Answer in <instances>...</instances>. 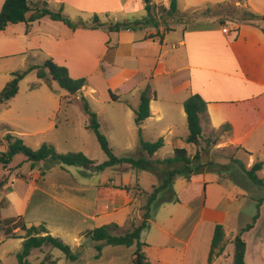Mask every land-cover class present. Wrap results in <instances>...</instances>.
Here are the masks:
<instances>
[{
    "label": "crops",
    "instance_id": "0c3cea01",
    "mask_svg": "<svg viewBox=\"0 0 264 264\" xmlns=\"http://www.w3.org/2000/svg\"><path fill=\"white\" fill-rule=\"evenodd\" d=\"M63 1L58 0V9H62ZM70 1L78 4L87 0ZM89 1L91 3V0ZM93 1L99 3L106 0ZM176 1L178 7V0ZM197 1L208 5L229 2L234 5V9H249L254 13L264 14V0ZM50 3L51 0L48 1V6H50ZM123 3L126 12L135 14L143 11L144 13L141 16L146 14L142 0H123ZM150 3L168 8L170 0H150ZM193 8H196L195 5ZM86 9L90 8L87 7ZM106 15L109 18V14ZM59 22L45 16L30 23L28 28H26L25 23H18L8 25L1 32H7L11 27L20 26L13 32V34L18 33L17 36L15 35V38H18L11 37L12 40L10 41L16 43L18 39L25 40L29 46L25 50H19L23 53L27 50H42L44 48L43 44L47 43H71L69 49L73 50L75 47L73 45L76 42L85 41L90 43V46L85 47V49L87 50V61L92 69L100 66L104 59L109 65H115L114 62L117 58H128L138 62V68L118 65L121 73L126 76H124L125 80L118 86L115 85V87L123 95L133 94V96H137L138 99L135 105L127 108L128 116L134 118V111L138 108L140 94L146 86H149L150 115L137 127L141 131L147 127H153L156 137L163 139V146L166 137L170 136L172 141H175L183 135V139L186 141L189 132L184 131L183 134L175 132L176 121L173 119L166 120L168 117L167 106L158 101L161 89L150 86V82L159 76L168 78L169 82L163 88L169 89L170 106L175 109L171 111L176 113L179 121L186 122L183 107L184 100L191 94L200 95L206 102L205 110L201 115L202 135L209 131L222 129L224 135L220 136V141L214 143V147L217 145L234 146V156L236 154L243 156L247 166L253 165L256 161H261L262 169L258 172V176L264 179V23H262L264 21L255 23L241 21L233 23V27V24L227 26L217 18L212 17L210 22L202 20L192 25H182L179 26L180 34L178 37L170 40L169 49H164V46L166 44V34L171 31L176 32L172 24L169 25L170 29L165 31L160 24L158 29L146 27L138 30H120L108 34L101 29L78 28L72 30L69 27L67 29L65 27L67 25L64 23V25H61ZM43 25L48 27L47 30L42 28ZM224 27L228 29V32H223ZM157 33L160 34L157 36ZM77 37L79 38L78 41L75 40ZM3 46L4 44L0 43V48ZM159 63H163L164 66H162L160 72L154 73ZM152 65H154V68L151 67ZM85 86L86 84L74 97L76 100L84 96L83 89ZM153 93L155 97H153ZM67 96L63 102L71 103L74 98H67ZM115 96L118 100V96ZM63 102H61V105ZM75 120L76 117L65 115L63 122L69 124ZM87 123L84 127H87ZM227 125L229 129H225ZM54 128H57V124L55 121L50 120L49 129ZM190 144L188 143V145ZM185 149L189 153L190 150ZM31 168H33V165H31ZM4 169L7 172L10 170L8 166H4ZM60 171H64L66 175L56 173ZM78 171L82 176L94 174V170L86 171L85 168H78ZM52 174H56L55 180L47 181L50 178L48 176H54ZM67 174V171L62 168L51 169L43 176L40 170L39 173L31 171L26 175L16 171L12 177L8 173L2 176L7 181L2 195L6 204L10 203L15 206L20 202L19 196L28 200L34 190H40L44 196H50V188L55 190L58 196L60 195L65 199L63 204L66 211L59 215L57 222L53 221L51 223L62 226L61 228H64L62 229L64 231L72 230L75 225L68 226L77 218L87 216L95 219V215H98L95 211L100 205L108 213H110V209H115L112 189L102 187L94 181H79V179ZM28 176L31 184L27 181ZM179 180L185 182L186 186L183 185L181 188L187 191H189L188 189L193 181L200 183L201 189L198 192L200 195L193 190L191 193L194 194H186L185 199L176 194L179 202L175 203H183L189 206L188 211L184 215L178 216V218L170 213L166 217H162L157 223L150 218L148 226L149 228L153 225L156 227V235L151 236V234H148L146 238H143L145 229L140 235V241L144 243L142 251L146 256L147 264H232L234 252L232 240L246 224L244 226H234L233 231H228L226 216L233 212V209L227 201L226 188L221 183V176L210 170L193 174L188 179L184 176H176L172 189ZM234 188L235 192H242L240 188ZM90 190L94 192L88 195ZM174 192L176 193L175 190ZM84 193L86 196L83 197ZM142 205L139 206V221ZM263 208L264 202L260 206V215L253 227L243 233V239L246 243L244 255L246 264H264V222L261 223ZM24 211L25 204L22 207L18 205L17 213L19 217H22ZM235 216L238 217V213ZM167 217L168 222H172V224L166 221ZM0 218L3 219L1 214ZM6 218L12 219L13 216ZM38 219L43 221L42 223L45 224L46 229L51 234L50 224L45 220V217L40 216ZM132 223L137 224L134 221ZM216 223H221L224 228V250L211 263H208L210 242ZM26 225L29 226V224ZM80 229L78 231L81 232L91 230ZM14 232L22 234L18 228ZM0 236L9 238L2 230H0ZM69 246L73 250L72 246ZM151 246L160 250L153 258H149L143 250L144 247ZM9 252L8 248L0 250V264L2 257ZM112 263L116 264L117 259L113 258Z\"/></svg>",
    "mask_w": 264,
    "mask_h": 264
},
{
    "label": "rangeland",
    "instance_id": "374dc122",
    "mask_svg": "<svg viewBox=\"0 0 264 264\" xmlns=\"http://www.w3.org/2000/svg\"><path fill=\"white\" fill-rule=\"evenodd\" d=\"M37 1L41 2V0ZM1 2L2 0H0V9L2 6ZM57 4L58 0H51L49 8L52 10L58 9ZM194 5L196 8H193ZM206 5L208 4L197 0H178L177 11L180 15L177 16H181L183 12H190L192 15L184 21L174 22L172 17L167 16V13L162 14L159 20L160 24L163 27H169L172 24L176 29V32L171 31L166 34L164 49H169L170 40L178 37L180 34L179 26L192 25L202 20L210 22L212 17L217 18L227 26L241 22L242 10L229 8L214 10L204 15H193L192 12L194 10L205 9ZM61 7L64 11L63 13L70 18L80 16L87 21L91 20L93 15H97L102 21H105L108 19L106 14H109L111 20L122 21L124 18L132 19L134 18L133 16L140 18L144 13L143 11L135 14L126 12L123 0H106L99 3L93 0L90 3L87 0L78 4L70 0H64ZM87 7L90 9H86ZM243 10H247L249 13L254 12L249 9ZM59 23L64 25L63 22ZM232 26L234 27V24ZM14 27H11L7 32L0 31V43L4 44L0 48V90L11 79L13 72L26 70L30 65H43L46 59L52 58L58 65L65 66L71 77H85L86 86L83 89V95L88 101L90 110L96 115L99 130L108 140L114 154L117 157L139 158L146 156L141 149L140 138L146 141H155L158 137L155 135L154 128L147 127L139 132L133 116L129 117L127 114V108L135 105L138 99L137 96H133V94L123 95L115 87V85L118 86L124 81V76H126L121 73L118 65L135 66L138 68V62L128 58H117L114 62L115 65H109L106 59H104L100 63V66L92 69L90 63L87 61V50L85 49V47L90 46V43H86L85 41L76 42L73 45L75 46L74 50L69 49L71 43L54 42L43 44L44 48L42 50H27L23 53L19 50H25L29 46L25 40L18 39L16 43L10 41L12 40L11 37L15 38V35L18 34H13V32L20 26ZM65 27L69 29L68 26ZM42 28L47 30L48 27L43 25ZM75 40L78 41L79 38L77 37ZM162 66L164 64L159 63L154 73L160 72ZM151 67L154 68V65ZM168 82V78L159 76L150 82V86L161 89L158 101L167 106L168 117L166 120L173 119L176 121L175 132L183 134L185 131L188 133L187 123L182 120L179 121L176 113L173 112L175 110L174 107L170 106L169 89L163 88ZM33 85H36V87H33ZM162 89L164 90L163 92ZM109 91L117 95L118 100L112 101ZM67 95V91L60 88L56 81L50 78L47 81L37 78L35 70L28 72L18 82L16 95L7 102L0 104V150L4 148L2 137L9 133L22 139L33 150L37 149L42 143H49L60 153L82 152L87 158L96 161V163L103 162L106 156L100 149L95 135L87 127H84L88 122V115L83 110L80 99L76 100L74 98L71 103H64L63 101ZM61 102H63L62 105ZM65 115L76 117V120L65 124L63 122ZM50 120L56 122L57 128L49 129ZM85 120L87 121L85 122ZM223 132L222 129H219L204 133L198 143L194 145H188L183 139V135L175 141H172L170 136L166 137L163 147L150 158L146 156L156 166L155 171L130 169L127 165H124L122 167H107L103 170H95L93 175L82 176L78 168L82 169L83 167L64 166L62 169L67 171V175H71L79 179V181H94L102 187H108L113 190L112 199L115 209H110V213H108L100 205L95 211L98 214L95 215V219L87 216L77 218V220L75 219L68 226L72 227L75 225L72 230L64 231L62 230L64 228H61L62 226L57 223L54 225L51 223L53 221L57 222L59 215L66 211L63 204L65 199L60 195L58 196L56 191L51 188L49 189L50 196H44L40 190L32 191L28 200L19 196L20 202L17 205L15 204V206L10 203L6 204L4 196L1 195L4 201V206L0 210L1 217L4 219L13 216L15 221L19 219L23 220L26 224L37 225L43 222L38 219L40 216H43L50 224L49 229L51 230V234L59 237L66 244L71 245L72 251L76 254L75 260H68L59 249L44 245L41 249H33L31 251L27 257L29 264L38 263L45 255L49 257L47 264H113V258L117 259L116 264H132L130 257L134 252V246L102 245V250L98 252L95 249V245L99 242L92 240L84 234L85 232L78 230H81L80 228L93 229L105 224H118L119 229L112 231V233H125L133 221L135 223L139 221V206L144 204L147 199L144 192L151 190L153 185L160 183L163 177V171L166 167L165 164L158 163V161L171 156L174 147H185L190 150L188 156L193 157V166L200 164L202 171H214L217 175L221 176V183L226 188L227 201H229L228 203L233 209V212L226 216L228 231H233L234 226H244L252 221V217L256 212V200L254 199L264 195V186L254 185L246 177L240 168V164L244 165L246 169H249L251 166L246 165L245 158L240 154L234 156V146L217 145L214 147V143L221 140L220 136L224 135ZM31 165H33V168H31ZM7 166L10 168L9 172L4 169L3 165H0V177L8 173L12 177L16 171L24 175L31 171L39 173V170L44 167V162H35L33 164L23 154H16ZM85 169L86 171L93 170L94 167L92 169L89 167ZM47 172L48 170H46L45 174ZM56 173H64L66 175L64 171ZM52 175L54 176H48L50 178L47 181L55 180L56 174ZM27 181L31 184L29 176L27 177ZM181 181H177L173 189L182 198L185 199L186 194L193 191L195 193L200 192V183L193 181L188 189L189 191H187L181 188L183 185L186 186L185 182ZM122 186H126L128 190L122 189ZM138 187L140 188L139 190ZM234 187L240 188L242 192H235ZM93 192L90 190L88 195ZM198 194L200 195V193ZM84 196H86L85 193ZM161 196L162 194H159L158 199L151 204L150 218L154 220L153 222H159L162 217H166L169 213L178 218V216H182L188 211L189 206L183 203H160ZM24 204V214L22 217H19L17 213L18 205L22 207ZM236 213H238V217L235 216ZM168 220L167 217L166 221L168 222ZM263 222L264 208L262 209L261 218V223ZM168 223L172 224V222ZM0 230H2L1 226ZM156 232L157 230L154 225L150 228L148 226L143 233V238H146L148 234L155 236ZM5 235L9 237L7 234ZM20 247V238L1 237L0 250L3 248L10 250L7 255L2 257L1 264H18L16 253ZM143 250L149 258H153L160 251L154 246L144 247ZM50 259L55 260L56 263L50 262Z\"/></svg>",
    "mask_w": 264,
    "mask_h": 264
},
{
    "label": "trees",
    "instance_id": "16d2710c",
    "mask_svg": "<svg viewBox=\"0 0 264 264\" xmlns=\"http://www.w3.org/2000/svg\"><path fill=\"white\" fill-rule=\"evenodd\" d=\"M144 3V10L146 14L142 17L124 19L122 21H114L107 19L102 21L97 15H93L91 20L87 21L80 16L70 18L62 13V9L52 10L45 0H4L0 9V31L4 30L8 25L25 23L26 28L30 23L39 20L42 17H49L51 20L63 22L70 29H101L108 34L119 32L120 30H138L146 27L159 28L160 18L163 13L173 18L174 22L184 21L191 15L190 12H183L181 16L177 11V1L170 0L169 7L165 8L162 5L150 3V0H142ZM205 9H197L192 13L193 15H204L211 13L214 10L230 8L234 9V5L229 2H222L214 5H206ZM238 10V9H234ZM160 11V12H159ZM241 21L255 23L257 21H264V14L249 13L247 10H242ZM107 16V15H106ZM192 16V15H191ZM169 27H164L169 30ZM264 32V28H263ZM160 34V33H159ZM157 33V36L159 35ZM35 70L36 76L43 81L48 78L57 82L60 88L67 91V98L75 97L82 87L86 84L85 77L73 78L69 75L68 69L65 66L58 65L52 58L45 60L43 65H30L26 70L16 71L12 73L11 79L0 90V104L7 102L13 98L18 91V82L30 71ZM36 87V85H33ZM149 86L141 92L139 97L138 108L134 111V121L139 127L150 115L148 96ZM109 96L112 100H116V96L109 91ZM153 97L155 94L153 93ZM71 101V100H70ZM82 108L88 115L87 129L95 135L100 149L106 156V159L101 163L87 158L82 152H65L60 153L49 143H42L37 149L33 150L28 147L22 139L6 134L2 137L4 148L0 150V165L7 166L16 154H23L28 161L33 164L36 162H44V167L40 169L43 176L46 170L50 171L55 167L64 168V166H77L87 168L94 167L95 170H103L107 167H122L127 165L131 169L150 170L155 171L156 166L147 158L154 155L162 146L163 139L160 137L155 141H146L140 138V146L146 156L139 158L133 157H117L112 147L109 145L106 137L99 130V123L96 115L90 110L88 101L84 96L80 97ZM184 112L186 114V122L188 127V136L186 142L197 144L202 136L201 115L203 114L206 102L198 94H191L183 102ZM225 129H229L227 125ZM139 128V132H140ZM238 150V149H237ZM197 158V157H196ZM193 157L188 156V151L183 147L173 149V155L159 160L158 163L165 164L166 169L163 171V177L160 183L153 185L151 190L145 191L147 199L140 207L141 219L137 224L132 223L130 228L123 234H114L112 231H117L119 226L117 224H105L95 227L91 230L85 231V235L92 240L98 241L95 249L100 252L102 245L112 246H134V252L131 256L133 264H147L146 256L142 251L144 243L140 241L141 232L148 227L151 217V204L158 199V195L162 194L160 203L165 202H179L176 193L172 189V184L176 176H184L188 179L191 175L201 173V165H192ZM240 168L245 173L246 177L257 186H264V179L258 176V172L262 169V162L256 161L249 169L242 164ZM6 178L0 177V210L4 206V201L1 198L2 191L6 186ZM122 189L128 190L126 186ZM264 202V195L256 200V212L252 217V221L242 227L234 236L232 242L234 245L233 263L232 264H246L244 260L246 243L243 239V233L250 230L260 215V206ZM0 226L5 234L9 237H17L22 239L21 247L17 251L16 256L18 264H29L27 257L33 249H41L44 245H49L53 248L59 249L68 260H75L76 254L70 249L69 244H66L62 239L53 236L46 229L44 223L38 225L27 226L23 220L15 221L12 219H1ZM18 228L22 234H16L14 230ZM224 250V228L221 223H216L213 229V235L210 242V249L208 253V263L222 254ZM48 255H45L36 264H47L49 262ZM50 262L56 263L55 260Z\"/></svg>",
    "mask_w": 264,
    "mask_h": 264
},
{
    "label": "built area",
    "instance_id": "2783aa9c",
    "mask_svg": "<svg viewBox=\"0 0 264 264\" xmlns=\"http://www.w3.org/2000/svg\"><path fill=\"white\" fill-rule=\"evenodd\" d=\"M222 30L224 33L228 32V29L226 27H224Z\"/></svg>",
    "mask_w": 264,
    "mask_h": 264
},
{
    "label": "water",
    "instance_id": "95a60500",
    "mask_svg": "<svg viewBox=\"0 0 264 264\" xmlns=\"http://www.w3.org/2000/svg\"><path fill=\"white\" fill-rule=\"evenodd\" d=\"M45 1H47V0H45ZM89 168H90V169H92V168H93V166H90Z\"/></svg>",
    "mask_w": 264,
    "mask_h": 264
}]
</instances>
